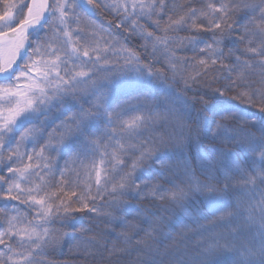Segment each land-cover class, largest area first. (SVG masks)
<instances>
[{
	"label": "snow or ice",
	"instance_id": "6c2138e0",
	"mask_svg": "<svg viewBox=\"0 0 264 264\" xmlns=\"http://www.w3.org/2000/svg\"><path fill=\"white\" fill-rule=\"evenodd\" d=\"M0 264H264V0H0Z\"/></svg>",
	"mask_w": 264,
	"mask_h": 264
},
{
	"label": "trees",
	"instance_id": "16d2710c",
	"mask_svg": "<svg viewBox=\"0 0 264 264\" xmlns=\"http://www.w3.org/2000/svg\"><path fill=\"white\" fill-rule=\"evenodd\" d=\"M191 154H192L193 156H195V150H194V149H192Z\"/></svg>",
	"mask_w": 264,
	"mask_h": 264
}]
</instances>
